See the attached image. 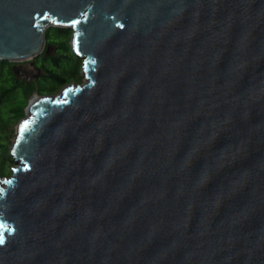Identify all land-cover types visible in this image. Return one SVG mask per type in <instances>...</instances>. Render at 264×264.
I'll return each mask as SVG.
<instances>
[{"label":"water","instance_id":"95a60500","mask_svg":"<svg viewBox=\"0 0 264 264\" xmlns=\"http://www.w3.org/2000/svg\"><path fill=\"white\" fill-rule=\"evenodd\" d=\"M54 26L86 81L16 126L0 264H264V0H0V60Z\"/></svg>","mask_w":264,"mask_h":264},{"label":"trees","instance_id":"16d2710c","mask_svg":"<svg viewBox=\"0 0 264 264\" xmlns=\"http://www.w3.org/2000/svg\"><path fill=\"white\" fill-rule=\"evenodd\" d=\"M46 44L55 46L53 53L46 50L32 59L41 69L34 80L19 78L16 62L0 60V177H9L16 165L10 148L16 126L26 117V107L34 94L55 95L73 82H82L83 61L71 46L72 30L50 27Z\"/></svg>","mask_w":264,"mask_h":264},{"label":"rangeland","instance_id":"374dc122","mask_svg":"<svg viewBox=\"0 0 264 264\" xmlns=\"http://www.w3.org/2000/svg\"><path fill=\"white\" fill-rule=\"evenodd\" d=\"M54 50L55 46L51 45L49 53H53ZM15 69L19 78H27L28 80L36 79L37 76L42 72L41 69L35 65L33 60L19 61V63L15 64ZM84 81H86L85 78H83V81L80 83H83ZM57 93H59V91Z\"/></svg>","mask_w":264,"mask_h":264},{"label":"snow or ice","instance_id":"6c2138e0","mask_svg":"<svg viewBox=\"0 0 264 264\" xmlns=\"http://www.w3.org/2000/svg\"><path fill=\"white\" fill-rule=\"evenodd\" d=\"M25 127H27V125H25ZM23 130V129H22ZM4 242V237L3 234L0 233V244H2Z\"/></svg>","mask_w":264,"mask_h":264}]
</instances>
